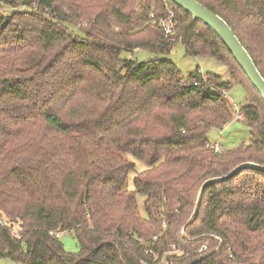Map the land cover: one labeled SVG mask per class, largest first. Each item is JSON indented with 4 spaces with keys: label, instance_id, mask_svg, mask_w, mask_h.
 Wrapping results in <instances>:
<instances>
[{
    "label": "trees",
    "instance_id": "obj_1",
    "mask_svg": "<svg viewBox=\"0 0 264 264\" xmlns=\"http://www.w3.org/2000/svg\"><path fill=\"white\" fill-rule=\"evenodd\" d=\"M20 0H0L15 10ZM232 30L264 79V0H194ZM0 7V260L13 264H264V101L219 39L169 0H23ZM172 15L173 36L160 21ZM188 56L231 67L225 82L198 70L183 80L167 61L121 54ZM237 78L239 80H237ZM248 93L251 140L216 153L208 133L233 119L225 93ZM140 161L145 170L125 189ZM142 195L145 216L138 212ZM165 224V229H163ZM16 229L19 239L12 231ZM71 232L76 254L58 236ZM157 237L156 242L152 238ZM205 246L206 250L199 253Z\"/></svg>",
    "mask_w": 264,
    "mask_h": 264
},
{
    "label": "rangeland",
    "instance_id": "obj_2",
    "mask_svg": "<svg viewBox=\"0 0 264 264\" xmlns=\"http://www.w3.org/2000/svg\"><path fill=\"white\" fill-rule=\"evenodd\" d=\"M23 2V0L19 1ZM18 4L15 10L23 11L26 10L25 7H22ZM3 10L4 16L12 15L13 9L8 8L4 5H0ZM121 59L126 61H133L137 63H146L149 61H167L173 63L180 72V75L183 80L187 79L188 75L195 70H198L200 74L215 75L221 78L225 82H232L229 73L230 69L212 58H195L188 56L185 52L182 44L177 43L171 52L166 55L154 54L145 50H136L134 52L123 53L121 54ZM237 80H239L237 78ZM228 103L233 108V119L230 123L226 124L227 126L223 127L222 130H211L208 133V140L211 145L218 144L221 147L220 152L235 150L242 144H248L251 140L250 130L247 127L246 120L242 114L243 108L248 104V93L247 91L239 84H235L231 90L225 93ZM129 160L135 165V170L128 174L125 184V189L129 192L134 191L133 178L135 175L144 171L145 165L140 161L129 158ZM144 200L145 197L142 195H136V202L138 212L142 217L145 216L144 212ZM61 241L64 250L70 254H76L79 250L78 243L75 239L73 233H63L58 236ZM177 255L176 248H167L166 252L159 258L157 256L158 262L160 264H169L172 256ZM0 264H13L9 260H0Z\"/></svg>",
    "mask_w": 264,
    "mask_h": 264
},
{
    "label": "water",
    "instance_id": "obj_3",
    "mask_svg": "<svg viewBox=\"0 0 264 264\" xmlns=\"http://www.w3.org/2000/svg\"><path fill=\"white\" fill-rule=\"evenodd\" d=\"M173 5L182 10L185 14L190 16L194 22H198L208 30H210L226 48L228 53L231 55L232 59L243 72L246 79L250 83L251 87L256 91V93L264 101V79L256 69L252 59L250 58L247 51L241 45L239 40L233 34L229 26L217 15L211 13L204 6L199 4L194 0H169ZM250 170L257 173L264 174V166H260L254 163H243L234 168L227 175L212 178L206 180L199 189L197 199L195 202L194 210L186 222V224L181 229V237L187 241H194L206 238L207 236H201L197 238H187L185 235L186 228L190 226L196 219L200 205L202 202V197L205 190L213 185L226 182L236 176L241 171Z\"/></svg>",
    "mask_w": 264,
    "mask_h": 264
},
{
    "label": "built area",
    "instance_id": "obj_4",
    "mask_svg": "<svg viewBox=\"0 0 264 264\" xmlns=\"http://www.w3.org/2000/svg\"><path fill=\"white\" fill-rule=\"evenodd\" d=\"M172 19H173V17H172V15L170 14V16H169V18L168 19H163V20H161L159 23H160V27L163 29V31H164V35H165V38H167V39H171V37L173 36V25H172ZM228 126V125H227ZM227 126H225V128L227 127ZM211 148L213 149V151L214 152H216V153H219L220 151H221V147H220V145H218V144H214V145H212L211 146ZM163 229H165V224H163ZM12 233L14 234V236L17 238V239H19V237H18V235H17V232H16V229L14 228V230L12 231ZM157 237H153L152 238V242H156L157 241ZM153 248H154V246H147L146 248H145V250H144V253H145V255H153L154 256V260H153V263L152 264H160L159 262H158V259H157V255L154 253V250H153ZM173 249L175 248V247H172ZM206 250V247L205 246H203L200 250H199V253L200 252H203V251H205ZM176 253H177V255H174V256H180L181 255V252L178 250V249H176Z\"/></svg>",
    "mask_w": 264,
    "mask_h": 264
}]
</instances>
